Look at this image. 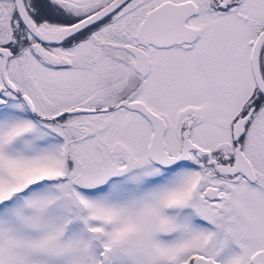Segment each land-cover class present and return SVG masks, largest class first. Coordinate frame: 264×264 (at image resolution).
<instances>
[{"label": "snow or ice", "instance_id": "snow-or-ice-1", "mask_svg": "<svg viewBox=\"0 0 264 264\" xmlns=\"http://www.w3.org/2000/svg\"><path fill=\"white\" fill-rule=\"evenodd\" d=\"M0 264H264V0H0Z\"/></svg>", "mask_w": 264, "mask_h": 264}]
</instances>
